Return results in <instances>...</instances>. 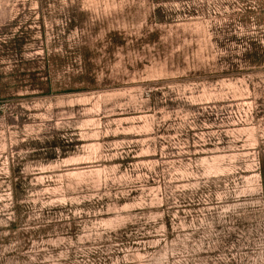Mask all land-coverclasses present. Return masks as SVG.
I'll list each match as a JSON object with an SVG mask.
<instances>
[{
    "label": "rangeland",
    "instance_id": "1",
    "mask_svg": "<svg viewBox=\"0 0 264 264\" xmlns=\"http://www.w3.org/2000/svg\"><path fill=\"white\" fill-rule=\"evenodd\" d=\"M19 27L64 63L0 102V264H264V0H0Z\"/></svg>",
    "mask_w": 264,
    "mask_h": 264
},
{
    "label": "trees",
    "instance_id": "2",
    "mask_svg": "<svg viewBox=\"0 0 264 264\" xmlns=\"http://www.w3.org/2000/svg\"><path fill=\"white\" fill-rule=\"evenodd\" d=\"M158 13V12H157ZM154 20L161 21L163 17L158 13L154 15ZM24 27L0 33V69L1 64H5L8 71H0V102L16 98L18 90H37L39 95H47L52 92L51 73L58 70L64 63V59L56 54L35 55L24 58L31 31L24 30ZM245 46V45H244ZM244 47V56L248 64L257 65L261 62V55L255 51H250ZM72 89L62 88L61 91ZM26 96H29L26 95ZM261 176L264 179V171L261 165ZM16 204L13 206L15 207Z\"/></svg>",
    "mask_w": 264,
    "mask_h": 264
}]
</instances>
